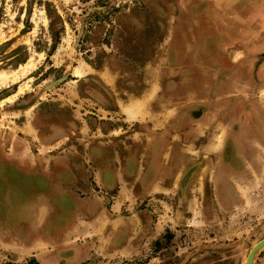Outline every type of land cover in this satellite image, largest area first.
Masks as SVG:
<instances>
[{
    "label": "rangeland",
    "instance_id": "rangeland-1",
    "mask_svg": "<svg viewBox=\"0 0 264 264\" xmlns=\"http://www.w3.org/2000/svg\"><path fill=\"white\" fill-rule=\"evenodd\" d=\"M263 12L0 0V156L49 184L0 162V264H243L264 236Z\"/></svg>",
    "mask_w": 264,
    "mask_h": 264
},
{
    "label": "crops",
    "instance_id": "crops-1",
    "mask_svg": "<svg viewBox=\"0 0 264 264\" xmlns=\"http://www.w3.org/2000/svg\"><path fill=\"white\" fill-rule=\"evenodd\" d=\"M253 4L254 3L250 2L248 5V7H249L248 13L249 14L253 9ZM240 5H243V4H240ZM14 150H15V148L12 146V152H11L10 156H3V157L0 156V162H1V165L3 166V170L9 171V170L14 169L16 174L19 177L29 178L31 180L30 185H29V189L31 192H32L33 188H34V190H37L41 193L46 192L48 190L49 184H48V181H46V182L43 181V175H44V172H43V165L44 164H43V162H39V164L34 162V164H33L34 166H31L32 164H30V162H28V161H30L29 158L21 157L22 154L23 155L25 154V152L22 149H20V151L17 153H15ZM3 153H5V155L6 154L9 155L10 152L4 151ZM34 243H36V241L30 242V244H32V245H34Z\"/></svg>",
    "mask_w": 264,
    "mask_h": 264
},
{
    "label": "water",
    "instance_id": "water-1",
    "mask_svg": "<svg viewBox=\"0 0 264 264\" xmlns=\"http://www.w3.org/2000/svg\"><path fill=\"white\" fill-rule=\"evenodd\" d=\"M264 247V236L255 241L247 251L243 264H252L254 257Z\"/></svg>",
    "mask_w": 264,
    "mask_h": 264
},
{
    "label": "trees",
    "instance_id": "trees-1",
    "mask_svg": "<svg viewBox=\"0 0 264 264\" xmlns=\"http://www.w3.org/2000/svg\"><path fill=\"white\" fill-rule=\"evenodd\" d=\"M45 12H46L47 16H51V12H50V9L48 7L45 8ZM55 16H57V15L55 14ZM48 27H49V31H50L51 37L54 38V40H56V38H57V31L58 30H54L53 29L52 21L51 20L48 23ZM164 237L166 239H168L170 237V234L167 232V233L164 234ZM155 243H157V241H155ZM7 264H9V263H7ZM20 264H39V263L36 262L34 259H29L28 261L23 262V263H20Z\"/></svg>",
    "mask_w": 264,
    "mask_h": 264
}]
</instances>
